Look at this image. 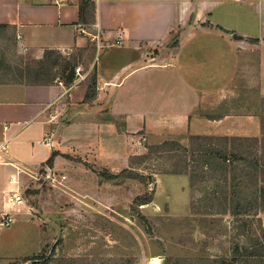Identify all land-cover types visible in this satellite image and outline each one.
Here are the masks:
<instances>
[{"label":"crops","instance_id":"0c3cea01","mask_svg":"<svg viewBox=\"0 0 264 264\" xmlns=\"http://www.w3.org/2000/svg\"><path fill=\"white\" fill-rule=\"evenodd\" d=\"M0 27L31 59L68 54L86 34L97 46V85L76 72L70 83L0 80V220L15 218L0 221V258L35 254L24 235L38 226L34 207L9 202L19 168L72 170L65 153L76 152L117 174L143 130L177 141L263 134L264 0H0Z\"/></svg>","mask_w":264,"mask_h":264},{"label":"rangeland","instance_id":"374dc122","mask_svg":"<svg viewBox=\"0 0 264 264\" xmlns=\"http://www.w3.org/2000/svg\"><path fill=\"white\" fill-rule=\"evenodd\" d=\"M92 38L86 34L68 54L54 52L37 60L21 52L10 28L0 27V80L53 83L80 66L87 82L97 85V46ZM259 112L260 138L209 135L226 137L249 161L254 156L260 160L257 169L240 162L227 181L220 172L199 168L191 185L189 175L172 171L183 148L202 141L194 143L190 134L182 141L152 140L145 130L140 132L141 149L117 177L109 178L111 171L104 165L76 152L65 153L74 164L72 170L52 168L58 179L67 175L64 183L51 186L26 175L21 191L34 207L38 226L24 235L27 252L35 254L0 258V264H264V98ZM222 186L229 191L234 186L235 197ZM256 197L257 215L223 210L233 200L248 204Z\"/></svg>","mask_w":264,"mask_h":264},{"label":"trees","instance_id":"16d2710c","mask_svg":"<svg viewBox=\"0 0 264 264\" xmlns=\"http://www.w3.org/2000/svg\"><path fill=\"white\" fill-rule=\"evenodd\" d=\"M50 53H54V52L51 50H47L45 52V56L43 59H46L48 57L50 58L49 56ZM75 72H76L75 68L73 67L68 70V74L65 77V81L67 83H70L75 79L74 78ZM192 138L195 139L194 143H197V141L199 140L202 141V143L197 147L196 146H193L192 148L184 147L182 154H178L181 159L179 160V163H177L176 165L177 169H174L172 171V173L174 174L189 175L191 185H193L195 182V177L197 172L196 170H198L199 168H200V172H202L203 170H209L214 173L220 172V176L224 177V180L227 181V177L229 176V173L235 171L240 162H242V164L245 166L253 167L255 169H257L260 166V160L257 156H254L252 160L249 161L246 157L239 154L236 148H234L233 144H230L228 142L226 137L194 135ZM171 141L175 142L174 140H170V142ZM221 143H224V145H222ZM56 154L57 153L54 152L53 155L49 158L48 162H52ZM190 162H193V165ZM189 167H193V170L189 169ZM203 172H207V171H203ZM117 176L118 174L117 175L109 174V178H113ZM203 177H206V175L203 174ZM233 188L231 187V191H229L223 187V192L226 193L232 192V195L235 197L236 188L235 190ZM260 191L262 190L260 189ZM262 192H264V190ZM257 200L258 198L256 197L255 200H253V202H250L248 204L242 203L239 200L238 201L233 200V202H231L230 205H224L223 210L230 211L235 215L254 211L255 212L254 215L255 214L257 215L258 212H260V205L257 202ZM147 202L148 201H143L141 202V204Z\"/></svg>","mask_w":264,"mask_h":264},{"label":"built area","instance_id":"2783aa9c","mask_svg":"<svg viewBox=\"0 0 264 264\" xmlns=\"http://www.w3.org/2000/svg\"><path fill=\"white\" fill-rule=\"evenodd\" d=\"M117 43H119V41H117ZM76 74L78 75L77 80H83L86 78L87 74L85 73H81V67L77 66L75 68ZM5 129H8V125H5ZM8 141V140H7ZM6 141V142H7ZM1 150V148H0ZM46 171V172H45ZM20 175H27L30 178H32L33 180H40V179H45L46 181H48V183L51 186H56L61 184V180L65 179L66 176L62 175L61 179H58L55 176V172L52 170L51 167L48 166H41L39 169H37L36 171L33 172H28L24 169L19 168L18 172H17V178H11L10 182L11 183H18L19 184V189L18 191H13L12 194L9 196V202L13 203V204H22L24 202V196L22 195V193L20 192V190H22L23 187V180L20 181L19 176ZM21 183V185H20ZM1 225H3L4 227H10L14 221L15 218L14 216L8 212L5 211L1 214Z\"/></svg>","mask_w":264,"mask_h":264}]
</instances>
